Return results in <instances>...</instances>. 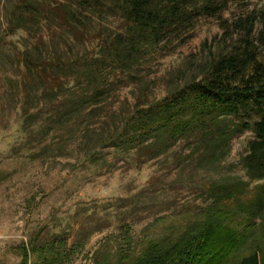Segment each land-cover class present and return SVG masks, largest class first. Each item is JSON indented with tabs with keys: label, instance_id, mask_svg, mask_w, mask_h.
<instances>
[{
	"label": "trees",
	"instance_id": "1",
	"mask_svg": "<svg viewBox=\"0 0 264 264\" xmlns=\"http://www.w3.org/2000/svg\"><path fill=\"white\" fill-rule=\"evenodd\" d=\"M42 1L46 9L40 12ZM232 1L19 0L9 10L6 35L17 28L27 32L32 18L45 21L53 10L60 13L59 25L81 29L83 36L94 23L98 30L87 49L84 39L69 34L61 40L67 46L79 43L80 49L65 50L42 35L20 43L14 56L21 72L11 87L21 129H28L27 142H34L26 148L29 154L34 147L45 150L48 144L39 145L49 134L83 125L76 145L85 150L82 159L94 157L96 150L87 149L98 146L130 153L139 167L183 142L194 168L219 173L231 141L252 133L239 159L246 181L219 175L206 186L209 202L184 224L94 264H264V182L249 186L264 180V8L229 21L222 11ZM211 16L218 18L222 45L198 73L162 97L135 96L123 114L111 106L101 113L122 87L133 82L140 90L138 68L152 52L173 51L192 37L201 18ZM109 18L115 25L108 28L104 20ZM32 249L30 261L22 244L16 264H57L67 256L53 244Z\"/></svg>",
	"mask_w": 264,
	"mask_h": 264
},
{
	"label": "rangeland",
	"instance_id": "2",
	"mask_svg": "<svg viewBox=\"0 0 264 264\" xmlns=\"http://www.w3.org/2000/svg\"><path fill=\"white\" fill-rule=\"evenodd\" d=\"M18 1L0 0V264H16L22 244L30 250V261L35 258L32 248L45 244L67 252L57 264H94L112 258L118 249H138L163 230L184 224L209 202L206 186L219 175L234 174L247 180L239 159L252 137L250 131L231 141L219 173L194 168L183 142L139 167L133 165L130 153L98 146L87 149L96 150L94 157L82 159L85 150L76 145L83 125L49 134L39 145L48 144L45 150L34 147L29 154L26 148L34 142H27L29 126L21 129L19 102L11 87L21 72L14 56L22 48L20 43L42 35L53 37L65 50L80 49L79 43L67 46L61 40L69 34L84 39L87 49L98 30L94 23L85 37L81 29L59 25L60 13L53 10L45 21L32 18L27 32L17 28L11 35L3 34L9 25V10ZM41 3L40 12L46 9L45 2ZM259 8H264V0H233L222 16L231 21ZM113 20L106 19L104 24L112 27ZM221 33L217 17L201 18L188 41L164 54L168 48L152 52L139 66L140 90L133 82L122 87L101 113L111 106L123 114L133 107L135 96L152 100L182 85L222 45ZM32 103L41 106V101L33 99ZM262 182L250 181L249 186Z\"/></svg>",
	"mask_w": 264,
	"mask_h": 264
}]
</instances>
